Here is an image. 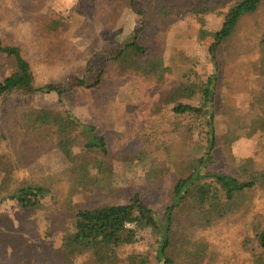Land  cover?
Instances as JSON below:
<instances>
[{"label": "rangeland", "instance_id": "rangeland-1", "mask_svg": "<svg viewBox=\"0 0 264 264\" xmlns=\"http://www.w3.org/2000/svg\"><path fill=\"white\" fill-rule=\"evenodd\" d=\"M106 2L99 3V9L94 0H0V42L18 48L38 86L74 84V78L84 77L89 69L86 78L92 81L107 51L125 42L139 26V17L127 0ZM206 18L207 29L213 31L214 20ZM159 27L152 25L138 39L161 55L167 67L161 80L130 70L118 76H103L101 84L92 89H72L64 94L62 103L53 92L35 96L34 107H66L79 121L106 135L112 152L118 154L98 180L85 182L82 189L71 186L75 190L69 187V163L51 142L38 149L39 155L22 161L27 166L14 171L17 179H33L62 193L55 190L54 197H44L40 207L32 210L20 208L15 200L0 203V264H46L49 247H59L76 210L125 203L134 191L153 209L168 201V187L183 174L176 165L204 154L208 147L204 123L207 115L177 116L173 112L178 102L200 105L201 93L176 92L175 100L169 102L170 88L177 83L212 81L206 110L212 114L216 141L215 147L208 150L214 154L213 170L240 174L238 169L248 164L264 170V6L245 18L235 35L220 45L217 71L209 55L211 35H198L197 29L179 19L166 21L163 30ZM14 71V59L0 53V79ZM141 146L148 152L146 160L137 164L125 159L127 153ZM74 153L90 157L82 149L75 148ZM149 166L153 174L146 179ZM87 169L95 174V170ZM1 189L0 195L4 191ZM250 199L252 210L264 216V189L255 190ZM45 225L49 237H45ZM237 225L218 226L205 238L214 243L223 235L225 241L219 242L216 249L228 243L235 252L231 264H243L251 255L264 264V254L256 249L249 227L240 230ZM245 234L246 246L240 247L238 236ZM140 237L123 253L151 260L156 247L154 237L148 231ZM214 263L224 264L219 258Z\"/></svg>", "mask_w": 264, "mask_h": 264}, {"label": "trees", "instance_id": "trees-1", "mask_svg": "<svg viewBox=\"0 0 264 264\" xmlns=\"http://www.w3.org/2000/svg\"><path fill=\"white\" fill-rule=\"evenodd\" d=\"M96 6L108 3L94 0ZM131 10L138 15V28L122 44L112 47L105 54L103 66L96 72L94 80L86 75L74 78V84L38 86L35 84L29 63L21 56L18 48L3 46L0 53L12 57L15 71L0 79V203L15 200L26 210L40 207V200L53 194L51 185L28 180L20 181L14 171L26 167L21 164L31 155H39L38 149L50 143L69 163L70 186L83 188L86 182L98 180L108 162H114L117 152H112L109 138L78 118L64 106L57 109L36 108V95L56 93L62 103L64 94L72 89H92L101 84L102 77L121 75L134 71L142 77L161 80L167 69L161 55L151 46L138 39L152 25L163 30L168 20H182L198 35L209 34L213 41L209 46L210 59L217 67L216 52L220 45L231 39L245 18L255 15L264 6V0H127ZM101 3V4H99ZM113 4V3H109ZM101 9V8H99ZM206 16H210L216 27H206ZM189 27V28H190ZM90 67V61L87 62ZM217 71V69L215 70ZM211 79L203 84L177 83L170 88L167 100H175V93L199 92L201 104L193 106L178 102L173 107L175 115L205 116L207 152L187 162H179L176 176L168 187V201L159 208L148 206L143 196L134 191L128 201L119 204H102L72 213L70 229L61 236L60 245L50 248L46 264H216L217 258L224 264H231L235 258L233 249L225 243L216 249L205 234L218 226L232 228L238 224L240 230L249 227L256 249L264 254V216L254 212L250 204L251 193L260 187L264 189V170L255 169L251 164L238 169L240 174L213 170L214 154L208 150L215 147L212 114L206 110V99L211 96ZM82 149L90 157L78 156L74 149ZM143 146L136 152L127 153L131 163L146 160L147 151ZM113 158V159H112ZM35 160V159H34ZM88 167L95 170L90 174ZM147 176L153 174L149 166ZM167 172L168 169L162 168ZM97 175V177H96ZM96 177V178H95ZM101 179V177L99 178ZM71 187L72 190H75ZM57 194L62 192L57 191ZM59 192V193H58ZM148 231L154 237L153 258L139 254H125L124 248L140 241V234ZM45 237H49L45 225ZM241 232H239L240 235ZM239 246H246V234L238 236ZM238 247V248H240ZM259 264L254 256H247L243 264Z\"/></svg>", "mask_w": 264, "mask_h": 264}]
</instances>
